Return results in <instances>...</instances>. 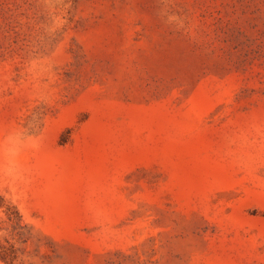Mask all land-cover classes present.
Returning a JSON list of instances; mask_svg holds the SVG:
<instances>
[{
	"label": "rangeland",
	"instance_id": "obj_1",
	"mask_svg": "<svg viewBox=\"0 0 264 264\" xmlns=\"http://www.w3.org/2000/svg\"><path fill=\"white\" fill-rule=\"evenodd\" d=\"M0 264H264V0H0Z\"/></svg>",
	"mask_w": 264,
	"mask_h": 264
}]
</instances>
